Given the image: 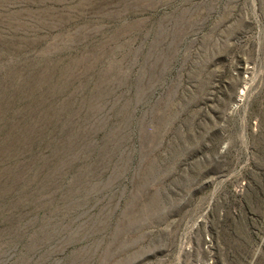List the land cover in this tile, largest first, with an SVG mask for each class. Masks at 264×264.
I'll list each match as a JSON object with an SVG mask.
<instances>
[{
	"label": "rangeland",
	"instance_id": "obj_1",
	"mask_svg": "<svg viewBox=\"0 0 264 264\" xmlns=\"http://www.w3.org/2000/svg\"><path fill=\"white\" fill-rule=\"evenodd\" d=\"M0 264H264V0H0Z\"/></svg>",
	"mask_w": 264,
	"mask_h": 264
}]
</instances>
